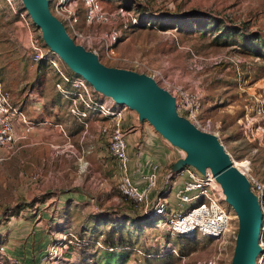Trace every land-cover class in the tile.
<instances>
[{"label": "rangeland", "instance_id": "374dc122", "mask_svg": "<svg viewBox=\"0 0 264 264\" xmlns=\"http://www.w3.org/2000/svg\"><path fill=\"white\" fill-rule=\"evenodd\" d=\"M97 1L105 10L120 7L130 11L136 15L137 20L145 17L163 19L180 17L182 14H205L224 26L241 28L243 34H255L264 40V0ZM124 5L128 8H124ZM78 9L81 19L80 5ZM139 23L140 21L139 27H128L124 30L115 46L116 55L125 61L105 62L106 65L145 74L161 88H166L165 84H168L170 88L191 92L197 90L200 96L199 120L208 122L209 133L216 135L232 162H248L249 175L264 186V143L250 138L243 129L245 115L252 116L251 111L254 108L251 95L258 94L264 88V59L242 53L237 47L238 44L234 43L236 37L216 40L217 34L207 33L209 29H198L192 23H182L181 31L171 27L172 25L167 29H158L152 23H149V27L140 26ZM80 28L85 30L82 25ZM107 29L100 27L97 31ZM32 31L35 38H38L39 32L34 28ZM215 56L224 57V63L213 66L204 62ZM37 66L38 63L30 60L27 31L21 26L18 17L0 0V82L15 105H30L38 99L57 100L52 91L55 75L47 65L42 64L44 80L46 78L44 92L38 85H34ZM22 109L26 112L24 107ZM140 126L152 130L145 122ZM179 154L184 156L182 152ZM32 171L22 163L18 153L0 161V242L5 241L7 236L10 243L23 239L20 236L29 228V219H34L41 212H48L51 207L52 210L55 208L52 204L57 202L52 201L55 203H47L46 207L36 205L30 212H23L27 214L24 217L18 215L7 219V211L16 204L32 202L57 184L58 177L51 171L46 184L39 180L34 182L32 189L25 188L26 180H23V176L25 173L32 174ZM102 176L106 179V187L112 197L103 208L107 211L120 210V214L132 216L124 212L130 211V204L123 201L117 193L116 178L113 175ZM51 194L57 200L56 190ZM132 209L134 214L139 215L137 209ZM29 214L32 215L28 218ZM42 226L43 222L39 227ZM235 233V219L231 222L229 231L219 239L194 234L186 237L171 236L166 229L156 225L136 231L126 223L122 238L125 239V244L137 248L148 257L147 259L133 253L131 263L147 260V264H195L197 261L219 256L221 264H229ZM50 238L54 240L50 244L52 245L58 237ZM5 246L4 255H0V264H5V257H12L10 254L16 249L31 259L43 252L42 248ZM71 247L68 245V248ZM64 254L66 252L50 263L69 264ZM163 255L166 256L165 259ZM71 262L78 263L73 260Z\"/></svg>", "mask_w": 264, "mask_h": 264}, {"label": "built area", "instance_id": "2783aa9c", "mask_svg": "<svg viewBox=\"0 0 264 264\" xmlns=\"http://www.w3.org/2000/svg\"><path fill=\"white\" fill-rule=\"evenodd\" d=\"M2 1L18 17L22 27L27 31L30 60L35 64L43 61L54 73L53 87L61 100L67 103L68 115L84 128H86L84 120L88 114L103 119L98 127V134L104 139L106 151L115 162L116 191L123 201L131 203L139 215L159 217L157 227L166 229L171 236L194 234L204 238L219 239L228 232L234 216L224 203L220 189L208 171H205L204 175H200L188 167L180 173L183 174L184 181L175 192L174 197L179 205L188 206V209L181 213H168L163 197L157 196L151 199V192L156 188L158 172L156 165H152L150 172L143 176L142 187L132 183L127 173L129 159L126 153V131L122 126L124 114L128 110L114 104L109 99L98 96L82 78L70 73L60 60L35 38L32 24L26 12L21 9L19 0ZM47 1L49 12L61 23L67 36L75 45H79L84 50L94 54L98 61L105 66H110L106 65L105 62L125 61L116 55L115 46L124 30H127L128 27L138 26L139 20H137L136 15L120 7L105 10L97 0ZM79 5L82 9L81 19L78 13ZM80 25L85 30H82ZM144 26L149 27V24L146 23ZM100 27H107L108 29L97 31V28ZM224 59L222 56H215L211 59L208 58L207 61L204 60V62L208 65L218 66L224 63ZM165 85L166 88L162 89L174 97L178 116L185 118L198 130L209 133L208 122L203 123L198 118L199 92L197 90L191 92L180 88H170L168 84ZM251 102L254 105L251 111L252 116L245 115L243 129L250 138L264 143V88L258 94L251 95ZM39 125V123L27 119L20 106L11 101L9 94L0 82V150H5L9 154L16 151L17 145L24 141L32 130ZM60 131L62 132V130ZM62 134L65 137L63 132ZM53 149L56 155L65 152L71 154L77 161H81V156L71 152L72 146L67 140L63 145L55 146ZM0 161H2L1 157ZM233 165L247 179L250 191L256 196L260 207L261 221L258 244L262 249V254L257 257L255 264H263L264 186L249 175L248 162H233ZM93 180L97 187L106 184V179L103 177H97ZM170 183V176L167 175L164 179V187L159 194H167ZM64 242L73 245L78 243L73 234L67 232L47 248L42 261L48 263L54 258H58L66 247ZM95 245L100 247L98 244ZM4 252V246H0V255H4ZM5 261V264H24L21 259L15 257H5ZM195 264H221V259L219 256H212L197 261Z\"/></svg>", "mask_w": 264, "mask_h": 264}, {"label": "crops", "instance_id": "0c3cea01", "mask_svg": "<svg viewBox=\"0 0 264 264\" xmlns=\"http://www.w3.org/2000/svg\"><path fill=\"white\" fill-rule=\"evenodd\" d=\"M45 81L46 78L40 88L42 91ZM54 81L55 79L52 80V91L57 100L38 99L30 105L24 106V103L20 106L27 119L40 125L17 145L16 151L9 154L5 150H0V157L2 160H6L18 153L22 158V163L33 170L32 174L25 173L23 176V180H26L25 188L30 187L32 189L34 182H39V180L44 181L46 184L47 178L53 171V174L58 177L57 184L49 192H44L43 195L50 196L49 199H46L44 203H36V205L46 207L47 203H55L52 201L57 203L52 204L55 207L54 210L51 207L48 212L46 211L47 213L41 212L34 219H29V228L23 236H20L23 239L10 243L7 241V236L5 245H9L11 248H42L43 252L32 259L26 257L25 253L22 254L17 249L13 250V255H10L21 259L24 264H52L51 261L48 263L42 261L47 248L54 241L50 237H58L56 239L58 240L63 234L70 232L78 243L73 245L64 242L66 247L60 256L66 252L64 258L69 264H75L71 262L72 260L78 261L76 264H102L103 253L112 250H104L102 240L108 231V227L100 225L96 218L98 215L106 213L110 217L118 216L120 210L110 209L111 211H107L103 208L111 200V194L106 184L97 187L93 179L103 177L102 175H113V178L117 180L115 162L106 151L104 139L98 134V127L103 119L88 114V117L84 120L86 128L73 120L68 115L67 103L61 100L54 90ZM22 107L26 109V112ZM140 125L135 114L130 111L125 112L122 126L126 131V153L129 159L127 173L133 184L142 187L143 176L150 172L152 165H156L158 168L156 188L151 192V199L157 196L163 197L159 193L164 187V179L168 175L170 166L183 157L177 149L167 144L153 130H148ZM60 130H62L65 137ZM66 140L72 146L71 152L82 157L81 161H77L69 153L64 152L60 155L54 153L53 148L63 145ZM87 150L88 153H86ZM85 170H87L86 173H83ZM183 181L184 176L180 173L171 179L169 192L163 197L168 213H181L188 209L186 205H179L174 197ZM54 190L58 195L57 200H54L55 197L51 194ZM120 203L124 204L121 200ZM26 211L30 212L31 210H24L19 215L26 216L27 214L23 213ZM124 212L133 215L129 210H124ZM30 215L32 214L27 217L29 218ZM41 222H43V228L39 227ZM87 239L95 242L94 245L90 246L89 249L81 248L80 243ZM5 245L2 246L6 250ZM68 245L72 247L68 248ZM133 253L148 259L146 255L134 248L126 264H135L130 262V258L134 256ZM164 257L166 256L163 255Z\"/></svg>", "mask_w": 264, "mask_h": 264}, {"label": "water", "instance_id": "95a60500", "mask_svg": "<svg viewBox=\"0 0 264 264\" xmlns=\"http://www.w3.org/2000/svg\"><path fill=\"white\" fill-rule=\"evenodd\" d=\"M40 40L66 69L82 78L95 92L136 115L171 147L183 153L168 175L192 168L200 175L212 176L231 210L236 233L229 264H255L262 249L258 244L261 221L256 196L245 178L233 165L216 135L195 128L178 116L174 97L145 74L101 64L98 58L67 36L61 23L48 9L47 0H19Z\"/></svg>", "mask_w": 264, "mask_h": 264}, {"label": "trees", "instance_id": "16d2710c", "mask_svg": "<svg viewBox=\"0 0 264 264\" xmlns=\"http://www.w3.org/2000/svg\"><path fill=\"white\" fill-rule=\"evenodd\" d=\"M124 8H128L124 5ZM139 25L144 26L145 23L149 24L152 23V26L157 27L158 29H167V27L171 26L173 28L182 30L181 24L182 23H192L198 29H209L206 31L207 33H215L216 40L218 38H232L236 37V42L238 49L247 55H254L264 59V40L260 39L259 36L247 35L243 34L241 28L237 27H227L224 26L221 22L216 21L215 19L211 18L208 15H195V14H182L180 17H165L161 18H151L148 19L147 17L141 18ZM168 25V26H167ZM34 29L35 27L31 25ZM139 27V26H138ZM37 31V30H36ZM40 43V37L37 36ZM42 64L46 65L43 61H40L37 66L36 75L34 79V85H38V87H42L44 84V74H43V66ZM99 96V95H98ZM175 174L170 176V179H173ZM50 196L43 195L40 198L33 200L32 202L25 203L21 202L16 204L14 207L7 211V219L17 217L22 211L30 210L32 207L36 205V203H44L46 199H49ZM126 202V201H125ZM130 211L133 215L127 216L120 214L118 216L110 217L108 213L98 215L97 222L100 225H105L108 227V231L105 233L102 243L104 246V250H112V251H105L102 255V264H126L129 259V256L132 254L134 248L131 245L125 244V239H123L122 231L126 226V223L129 224L131 229L139 231L141 228L151 227L158 223L160 220L159 217L153 215H137L134 214L133 205L129 203ZM183 237V236H178ZM186 237V236H185ZM5 241L0 242V246L4 245ZM95 242L91 240H85L80 243L81 248L89 249L90 246L94 245ZM147 260L142 261V263H135V264H147Z\"/></svg>", "mask_w": 264, "mask_h": 264}]
</instances>
